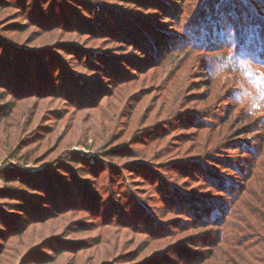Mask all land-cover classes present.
I'll return each instance as SVG.
<instances>
[{"label":"rangeland","instance_id":"obj_1","mask_svg":"<svg viewBox=\"0 0 264 264\" xmlns=\"http://www.w3.org/2000/svg\"><path fill=\"white\" fill-rule=\"evenodd\" d=\"M249 35L264 0H0V264H264Z\"/></svg>","mask_w":264,"mask_h":264},{"label":"clouds","instance_id":"obj_2","mask_svg":"<svg viewBox=\"0 0 264 264\" xmlns=\"http://www.w3.org/2000/svg\"><path fill=\"white\" fill-rule=\"evenodd\" d=\"M252 75L244 74L241 76L243 86L235 89L232 93V101L235 105L241 106L249 117L264 112V88L257 87L256 78L264 76V68H259L255 62H252L250 68ZM214 79L222 77L223 73L214 70Z\"/></svg>","mask_w":264,"mask_h":264},{"label":"trees","instance_id":"obj_3","mask_svg":"<svg viewBox=\"0 0 264 264\" xmlns=\"http://www.w3.org/2000/svg\"><path fill=\"white\" fill-rule=\"evenodd\" d=\"M238 6H239L238 3H235V5H234L235 12H237ZM238 15H239L238 17H242L243 16V11H238ZM218 18H220L221 21L223 20L221 17H218ZM245 22H247V19L245 20ZM199 26H200V24L197 23L196 28H198ZM247 41L249 42L250 45H252L253 42L256 43L255 36L249 35L248 38H247ZM252 46H254V45H252ZM254 47H255L256 52L258 54H261V57L264 58V52L261 53V51L259 50L257 44ZM249 174H250V176L248 177L249 178L248 180H250V179H253L254 180V182H255V184H256L257 187H253V189L256 190V188H257L255 196L259 198L258 189L261 187L262 184H264V167L263 166H260L259 167V165L253 164L252 165L251 172ZM228 225H229V223H226L225 224V227L228 226Z\"/></svg>","mask_w":264,"mask_h":264}]
</instances>
